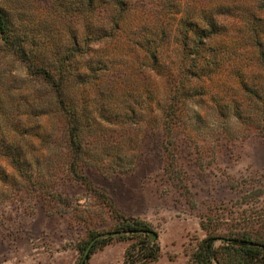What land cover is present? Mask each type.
I'll use <instances>...</instances> for the list:
<instances>
[{
	"label": "trees",
	"instance_id": "16d2710c",
	"mask_svg": "<svg viewBox=\"0 0 264 264\" xmlns=\"http://www.w3.org/2000/svg\"><path fill=\"white\" fill-rule=\"evenodd\" d=\"M196 11L187 0H0V193L17 176L89 186L90 167L128 173L140 132L172 138L189 120L209 123L216 139L263 136L264 16L227 39L223 12ZM167 141L173 166L177 145ZM113 218L123 233L98 239L80 263L103 231L91 230L75 264L114 239L130 241L123 264L157 259L148 222ZM217 237L207 233L185 264H264V237Z\"/></svg>",
	"mask_w": 264,
	"mask_h": 264
},
{
	"label": "rangeland",
	"instance_id": "374dc122",
	"mask_svg": "<svg viewBox=\"0 0 264 264\" xmlns=\"http://www.w3.org/2000/svg\"><path fill=\"white\" fill-rule=\"evenodd\" d=\"M187 1L196 13L223 12L218 18L227 39L245 36L249 17L264 16L258 0ZM212 117L208 114L207 122ZM212 130L209 123L189 120L172 138L161 128L140 132L143 145L134 169L122 174L90 167L89 186L57 175L29 181L17 176L1 185L0 264H75L78 244L91 230L112 232L113 216L120 215L142 219L157 233L159 255L149 264H185L207 233L217 234L215 245L222 234L264 237V135L220 133L216 139ZM167 140L177 145L173 166L167 162ZM129 242L114 239L95 249L89 264H123Z\"/></svg>",
	"mask_w": 264,
	"mask_h": 264
},
{
	"label": "water",
	"instance_id": "95a60500",
	"mask_svg": "<svg viewBox=\"0 0 264 264\" xmlns=\"http://www.w3.org/2000/svg\"><path fill=\"white\" fill-rule=\"evenodd\" d=\"M123 232L121 231H112V232H103V233H100L98 235H96L95 237H93L87 244L85 250H84V253H83V256L81 258V262L80 263H83L84 260H85V257L89 255V252L91 250V248L93 247V245L95 244V242L102 238V237H106V236H116V235H119V234H122ZM148 235L150 236L151 240L152 241H155L156 238H157V233L153 230L149 231L148 232Z\"/></svg>",
	"mask_w": 264,
	"mask_h": 264
}]
</instances>
